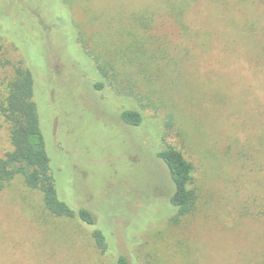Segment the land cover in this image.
<instances>
[{
    "label": "rangeland",
    "instance_id": "rangeland-1",
    "mask_svg": "<svg viewBox=\"0 0 264 264\" xmlns=\"http://www.w3.org/2000/svg\"><path fill=\"white\" fill-rule=\"evenodd\" d=\"M14 1L34 18L27 57L0 35V95L25 58L59 197L96 224L52 214L17 176L0 191V264H264V0H0L7 28ZM168 145L194 166L179 220ZM12 149L0 113V158Z\"/></svg>",
    "mask_w": 264,
    "mask_h": 264
},
{
    "label": "trees",
    "instance_id": "trees-1",
    "mask_svg": "<svg viewBox=\"0 0 264 264\" xmlns=\"http://www.w3.org/2000/svg\"><path fill=\"white\" fill-rule=\"evenodd\" d=\"M65 1L68 0L62 2ZM14 3L17 2L14 1ZM15 7L12 10L14 13L15 11L19 12L21 17L15 21L18 24L17 27L7 28L1 22L0 35L5 40L11 41V44L22 56L27 57L25 48L30 41L24 43L22 40H25V37H22V32L19 30L25 26L28 29L34 17L33 15L28 17V11L20 3H17ZM187 8L188 4L181 5L175 14L181 15ZM4 16L2 19L13 17ZM152 18L153 15L144 16L148 22H151ZM98 69L106 75L104 66H98ZM97 86L103 85L97 83ZM8 88L6 95H0V113L8 124L13 149L0 158V191L15 177L22 176L30 187L43 193L45 205L52 214L59 217H77L87 224L95 225L96 217L90 209H74L59 197L55 169L54 165L52 167V159L48 152L39 113L40 100L36 77L25 58L21 59V65L16 67L15 76L10 81ZM121 118L127 124L134 126L140 125L144 120L142 112L133 109L124 110ZM158 157L165 162L174 182L175 190L171 197V203L177 209L175 220H179L193 212L195 208L196 196L190 188L194 166L176 146L168 145L161 149L158 152ZM93 238L103 253L109 250L108 236L102 229H95ZM116 264H131V262L125 254H120Z\"/></svg>",
    "mask_w": 264,
    "mask_h": 264
}]
</instances>
